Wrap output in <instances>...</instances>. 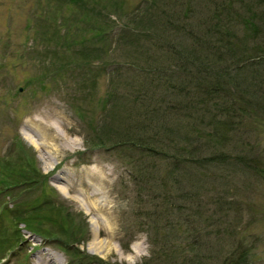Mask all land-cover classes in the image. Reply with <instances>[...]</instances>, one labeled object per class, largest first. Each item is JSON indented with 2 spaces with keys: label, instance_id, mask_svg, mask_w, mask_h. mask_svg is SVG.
<instances>
[{
  "label": "rangeland",
  "instance_id": "obj_1",
  "mask_svg": "<svg viewBox=\"0 0 264 264\" xmlns=\"http://www.w3.org/2000/svg\"><path fill=\"white\" fill-rule=\"evenodd\" d=\"M145 1L121 0L134 9ZM60 2L0 0V242L5 247L13 245L0 252L5 257L0 264H51L49 259L56 264H225L226 258L231 264L237 246L245 252L236 262L264 264V58L253 66L255 72L248 67L229 71L226 78L222 73L214 76L212 69L201 74L185 59L189 53L198 62L223 58L222 52L223 61H228L229 54L252 44L264 50V2L156 0L154 7L150 0L144 6L151 8L152 15L144 13V20L151 18L152 27L165 41L136 31L147 52L126 41L116 54L105 56L106 65L94 60L88 67L69 63L74 56L72 38L61 36L51 24ZM217 3L224 4V10L215 11ZM106 4L111 2L102 7ZM69 10L66 4L57 15ZM216 28L233 31L226 49L206 46L214 42L211 34ZM169 40L174 46L181 42L189 53L178 59ZM151 53L158 55L155 62L173 73L176 82H186L187 89L193 90L180 95L181 107L167 109L168 121H154L162 132H172L168 138L174 151L196 139L198 155L191 163L181 164L179 171L185 173L177 177L157 159L145 156L156 174L161 172L157 176L167 181L166 187L157 190L154 185L145 191L146 184L137 173L139 154L127 145L110 147L121 141L114 131L123 128L125 109H134L135 104L126 101L139 87V69L125 63L119 70L123 99L110 85L112 68L117 70L129 58L147 66L151 62L145 55ZM181 63L186 66L184 72L179 69ZM217 80L225 83L223 92L215 89ZM107 98L116 101L105 114L107 123L98 125ZM233 108L247 114L239 111L235 117ZM102 124L108 129L100 128L103 133L94 142L110 145L91 149L92 132ZM30 133L40 142L38 148L24 138ZM243 148L254 162L247 155L245 162L236 159ZM30 165L32 177L39 180L34 184L24 171L29 172ZM102 171L104 181L98 175ZM171 193L177 198L175 207L179 204L177 214L183 223V231H177L183 237L179 240L175 232L176 239L168 234L161 219L163 202ZM66 212L76 224L71 238L62 233ZM155 238L159 245L154 247ZM180 240H184L183 247L190 246L181 252L175 248L171 258L160 253L154 257V248L157 252L160 246ZM101 241L107 249L99 252L94 247Z\"/></svg>",
  "mask_w": 264,
  "mask_h": 264
},
{
  "label": "trees",
  "instance_id": "obj_2",
  "mask_svg": "<svg viewBox=\"0 0 264 264\" xmlns=\"http://www.w3.org/2000/svg\"><path fill=\"white\" fill-rule=\"evenodd\" d=\"M153 1H156V0H153ZM262 1L264 2V0ZM220 8L224 10V4L217 3L214 7L215 11L216 9L219 10ZM220 14H221L220 12H217V15H220ZM144 19H146L145 14L142 13V14H138L134 16L131 19V21L132 23H134L135 26L143 24L144 25L143 29L155 30L152 27V24H153L152 19L150 18L149 21L144 20ZM98 34L100 33L96 32L95 35H98ZM121 34L123 37H127L128 40L137 39L138 41H141L140 36L137 35L136 33H134V36H132L131 34L125 31H122ZM257 34L258 32H255L253 37L256 36ZM211 35L214 36V42L209 41L206 43V46H211L213 49L216 48V50L219 51V49H226L227 45L230 44V38L233 36V31L230 28H222V29L216 28L214 29V33ZM169 42H170V46L175 51L174 53L176 54V56H178L177 57L178 59L182 58V55L184 54V52L189 53L181 42L175 41L177 44L175 46L172 40H169ZM131 45H135V44L131 43ZM139 47L141 46L138 45V48ZM258 48H259L258 44L256 45L252 44L249 46V48L246 47V48L241 49L237 53L229 54V56H227V58H229L228 61H223L225 59V54L222 52H221V55H224L223 58L221 56H215V57H211L210 59H202V61L198 62L195 58L191 57L192 54L189 53V56L185 55V59L188 57V60L186 62L187 65L193 64L196 67V70L201 74L204 73V71H207L208 69H212V70H215V72L213 73L214 76L215 74L219 75V73H222L225 75V78H226V75L227 73H229V71L238 72L241 69H246L248 67H250L251 71L255 72L256 68L253 66L254 65L256 66L259 61V60H255V58L257 57H260L261 59L264 58V53H262L264 52V50H259ZM145 50H147V48ZM105 53L106 55H108V53L104 51L103 55L97 54V56L101 60H103L104 57L106 56ZM253 54H257V55L253 56ZM130 59L133 60L132 58ZM160 60L163 61V58L162 59L160 58ZM105 61L108 62L109 60H107L105 57ZM218 62L222 66H219L217 64ZM134 64L139 69V74H136V75L138 76L140 84H139V87L135 89V92H132V95L130 96V98L127 99L126 102L129 101L132 103V106H134L135 104L136 107L134 106V109L132 111L125 109L124 116H123V127L124 128L122 130L115 128V130L117 131H114L115 133H117V137L120 138L121 141L113 142L111 144L127 145L128 147L135 149V151L138 152V154L140 155V157L138 158V163L141 165V167H138L137 170H138V173H140V178L142 182L144 183V185L146 184L145 187L142 186L143 189L145 191L146 190L149 191L150 187H154L155 185V187L158 190L160 188L166 187L167 181H165L163 178H159L156 175L155 169L151 170L145 166V163H146L145 162L146 160H144L145 156H149L151 158L157 159L158 161L159 160L162 161L161 163H163L166 168L171 169V170H168V172L172 171L173 174H175L177 177V175L181 176L183 173H185V171H179V169L182 168L181 164H185L186 162L191 163L189 160H195V157L198 155V147L194 146V143L196 140L195 139L193 141L189 140V143L191 144L187 148H179L177 149L178 152L174 151V147H172L171 145L173 144V141L172 139L168 138L169 136L172 135V132L171 131L162 132L161 126H159L154 120L168 121V117H170L169 115L170 112H167V109L174 110V109H177L178 107H181L180 105L182 104L183 100L180 99V95H182L183 92H189L190 94L193 90L187 89L186 82L185 83L176 82L175 79L173 78L174 74L167 72L164 69V66H163V69L161 70L162 67L157 62H155V60H154V63H146L147 66L141 65V63L137 61H135ZM179 69H182V71L184 72V70L186 69V66H184L181 63V67ZM175 71L178 72L179 70L177 69ZM250 75H254V74L251 72ZM223 79L224 78H222L221 80L223 81ZM192 80L196 82V79L193 78ZM222 81L217 80L216 82H214L215 87H216L215 89L219 93L225 90L224 89L225 83H223ZM248 87L250 88V85H248ZM219 98L220 96H217L218 100ZM231 105L232 103L230 104V106ZM230 110L235 115V117L237 116V113L241 111V110H237V108H233ZM242 112L243 111H241V113ZM243 113L247 114V111H244ZM214 118H216V116H214ZM102 128H104V131L108 129L106 126H103ZM99 131L100 129L93 132L95 135L92 139L93 141H97L99 136L103 133V131L101 132ZM165 146L172 148L173 151L172 152L168 151ZM189 147L191 149H188ZM161 163L160 165L162 166ZM30 167L32 168L33 166L30 165L29 169ZM142 168H146V169L142 171ZM24 171L26 173L25 175H28L29 177L27 179H31L30 180L31 184L39 182L38 179L32 177V174L34 172H32L31 169L29 172H27L26 170ZM36 174L42 175L38 171H36ZM157 174H161V172L158 170ZM42 177L43 176H41V178ZM166 178L168 180L170 177L166 175ZM32 179H35V180L32 181ZM141 180L139 182H141ZM6 182L8 183L9 180H7ZM25 221H27L26 218H25ZM173 229L174 228H171L170 233L168 234L171 235L172 238H175L174 237L175 231H173ZM176 230H179V228H176ZM181 238L183 237H181L178 234L177 240ZM157 241L158 240L156 238L153 240L154 247L159 245ZM183 241L184 240H180L177 242L174 241L168 245L169 247L160 246L157 252H156V248H154L153 250L154 257L158 258L157 253H160L164 256L171 258L175 248L181 252L182 248L190 246L188 245V246L183 247L182 245ZM195 243L196 242L194 241L191 245ZM12 247L13 245L9 244L6 248L3 242L2 241L0 242V252L8 250L9 248H12ZM229 260H230L229 258H226L225 264H227L226 261H229ZM171 262H174V261L172 260ZM152 264H156V263H152ZM231 264H238V262L234 260Z\"/></svg>",
  "mask_w": 264,
  "mask_h": 264
},
{
  "label": "bare ground",
  "instance_id": "obj_3",
  "mask_svg": "<svg viewBox=\"0 0 264 264\" xmlns=\"http://www.w3.org/2000/svg\"><path fill=\"white\" fill-rule=\"evenodd\" d=\"M49 124H50V123H46L47 128H48V129H51ZM51 124H52V123H51ZM24 138H25L28 142H30L31 144H33L36 148L39 147L40 142L37 141V139H36L37 137H36L35 134H31V133H30V134H26V135H24ZM98 175H99V179H100L101 181H104V179H105V177H106L105 172L102 171V172L99 173ZM83 181H84V180H81V183H83ZM95 193H96V192H94V191L92 192L93 195H94ZM99 223H100V218L98 217V218H97V221H96V224L99 225ZM95 239H96V238H95ZM96 245H97V246L94 247V248H95V250H98L99 252H101L100 250H102V249H104V248H105V250L107 249V245H106V243L103 242V241L98 242ZM39 260L43 261L41 257L39 258ZM45 262H46V261H45ZM43 263H44V262H43ZM48 263L56 264V262H55L53 259H49V260H48Z\"/></svg>",
  "mask_w": 264,
  "mask_h": 264
}]
</instances>
